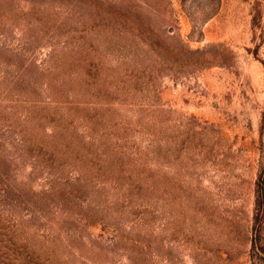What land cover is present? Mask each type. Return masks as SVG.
Listing matches in <instances>:
<instances>
[{"label": "rangeland", "instance_id": "1", "mask_svg": "<svg viewBox=\"0 0 264 264\" xmlns=\"http://www.w3.org/2000/svg\"><path fill=\"white\" fill-rule=\"evenodd\" d=\"M0 264H264V0H0Z\"/></svg>", "mask_w": 264, "mask_h": 264}]
</instances>
